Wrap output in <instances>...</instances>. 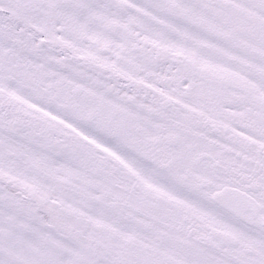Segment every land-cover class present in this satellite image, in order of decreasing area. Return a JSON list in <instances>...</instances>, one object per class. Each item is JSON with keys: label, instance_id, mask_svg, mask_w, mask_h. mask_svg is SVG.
Listing matches in <instances>:
<instances>
[{"label": "snow or ice", "instance_id": "6c2138e0", "mask_svg": "<svg viewBox=\"0 0 264 264\" xmlns=\"http://www.w3.org/2000/svg\"><path fill=\"white\" fill-rule=\"evenodd\" d=\"M0 264H264V0H0Z\"/></svg>", "mask_w": 264, "mask_h": 264}]
</instances>
